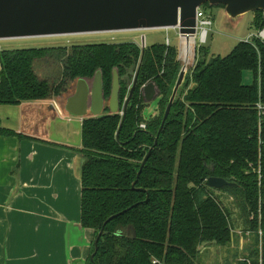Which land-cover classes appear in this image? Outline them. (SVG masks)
I'll return each instance as SVG.
<instances>
[{"label": "trees", "instance_id": "16d2710c", "mask_svg": "<svg viewBox=\"0 0 264 264\" xmlns=\"http://www.w3.org/2000/svg\"><path fill=\"white\" fill-rule=\"evenodd\" d=\"M253 14L255 31L264 29V14ZM197 49L155 147L182 66L178 47L164 42L142 49L124 41L0 50V106L50 102L97 71L107 100L114 70L122 106L128 93L123 77L139 67L118 138L119 114L86 119L81 146L72 149L82 160L80 226L93 233L84 264H197L201 247L229 246L237 228L254 236L251 263L260 257L264 264V121L258 124L254 109L264 104V48L238 42L227 56L210 59ZM245 71L253 74L251 85L242 84ZM150 82L158 96L155 114L145 118L140 92ZM0 136L27 139L1 128ZM208 178L230 185L211 189ZM220 193L232 202L226 205ZM115 215L91 261L97 234Z\"/></svg>", "mask_w": 264, "mask_h": 264}, {"label": "crops", "instance_id": "0c3cea01", "mask_svg": "<svg viewBox=\"0 0 264 264\" xmlns=\"http://www.w3.org/2000/svg\"><path fill=\"white\" fill-rule=\"evenodd\" d=\"M78 80L50 102L0 106V128L27 138L0 136V264H81L89 256L93 233L80 226L82 160L72 149L81 146L83 120L112 114L109 98L96 104L77 96ZM82 80L92 92V79ZM155 110V101L147 104L144 117Z\"/></svg>", "mask_w": 264, "mask_h": 264}, {"label": "water", "instance_id": "95a60500", "mask_svg": "<svg viewBox=\"0 0 264 264\" xmlns=\"http://www.w3.org/2000/svg\"><path fill=\"white\" fill-rule=\"evenodd\" d=\"M204 5L222 6L231 19L246 13L262 12L264 14V0H0V41L168 29L177 30L185 37L194 36L196 34L195 12L197 8ZM142 45L144 48V39ZM138 73L139 67L136 70L130 68L123 77L127 82L128 93L119 108L120 77L116 70L112 72L108 108L112 115L121 116L116 139L136 88ZM187 74V65L183 64L168 99L158 134L154 139V147L173 103L183 90ZM92 81L93 91L88 93L85 82L82 79L78 80L76 95L83 94L85 99L91 97L96 104L97 101L98 104L100 102L103 104V83L100 71L94 74ZM141 95L143 102L149 104L156 100L158 90L154 83L150 82L141 88ZM64 111L68 113L66 108ZM99 114L96 113L93 116L97 117ZM151 150L144 158L137 177L149 158ZM135 183L132 184V188ZM205 185L211 189L220 190L230 184L220 178H208ZM115 217L117 215L110 217L97 234L94 252L90 256L91 261L97 252V244L103 235L104 226ZM128 238H134L132 229L129 230Z\"/></svg>", "mask_w": 264, "mask_h": 264}, {"label": "rangeland", "instance_id": "374dc122", "mask_svg": "<svg viewBox=\"0 0 264 264\" xmlns=\"http://www.w3.org/2000/svg\"><path fill=\"white\" fill-rule=\"evenodd\" d=\"M201 9L210 17L212 22V25L208 28L206 43L201 46L207 51L208 59L227 56L238 42L245 41L247 36L253 35L255 32L252 26L254 18L253 13H246L236 19H231L226 15L224 9L219 6H203ZM123 34L126 35L118 33H100L3 40L0 41V50L111 43L118 39H127L129 41L132 37H135L136 41L140 44H142L143 38L144 45L164 43L167 38L171 46L179 48L178 34L174 29L124 32ZM197 48L196 52H193L194 56H192V53L187 60L188 64L186 65L188 70L194 68L197 59L195 56L197 55ZM181 63L182 65L184 64L182 61ZM252 81V72H243L242 84L251 85ZM218 195L223 198L226 205L232 202V199H228L224 194L220 193ZM236 215L237 212L234 213L235 218H237ZM232 234V242L229 246L223 248L214 246L201 247L199 249L200 256L197 264H242L243 260L251 261L250 253L254 249L253 234L250 232H243L241 228L233 230Z\"/></svg>", "mask_w": 264, "mask_h": 264}, {"label": "built area", "instance_id": "2783aa9c", "mask_svg": "<svg viewBox=\"0 0 264 264\" xmlns=\"http://www.w3.org/2000/svg\"><path fill=\"white\" fill-rule=\"evenodd\" d=\"M212 25L211 19L209 16L206 15V13L201 9L197 8L195 12V32L196 34L194 36H188L185 37L183 35H180L177 31V36L179 38L180 42V48H179V59L182 61L185 65L188 64L187 60L192 55V53L196 51L197 47H201L206 43L207 36H208V28ZM258 42L263 48H264V29H260L254 32L253 35L247 36L245 43L253 44V42ZM192 43V44H189ZM186 43H188V48L186 47ZM140 48L143 49V45L140 43H136ZM166 46L169 45V40L165 39ZM145 47V46H144ZM194 53L192 56H194ZM52 108L57 112L58 115H61V111L56 104V102H52L51 104ZM254 109L257 114L258 118V124H261L264 121V104L261 102H257L254 106ZM139 129L144 130L145 125L141 124L139 126ZM258 236H261V232L258 233ZM243 264H252L250 260H243ZM257 264H262V260L259 257Z\"/></svg>", "mask_w": 264, "mask_h": 264}, {"label": "bare ground", "instance_id": "6f19581e", "mask_svg": "<svg viewBox=\"0 0 264 264\" xmlns=\"http://www.w3.org/2000/svg\"><path fill=\"white\" fill-rule=\"evenodd\" d=\"M186 44H187L186 47L188 48V43H186ZM189 44H192V43L189 42Z\"/></svg>", "mask_w": 264, "mask_h": 264}, {"label": "flooded vegetation", "instance_id": "af4514ba", "mask_svg": "<svg viewBox=\"0 0 264 264\" xmlns=\"http://www.w3.org/2000/svg\"><path fill=\"white\" fill-rule=\"evenodd\" d=\"M125 80V79H124ZM125 82H126V80H125ZM126 86H127V82H126Z\"/></svg>", "mask_w": 264, "mask_h": 264}]
</instances>
